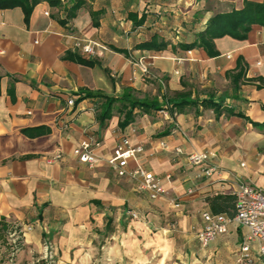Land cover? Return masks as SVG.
<instances>
[{
    "label": "crops",
    "instance_id": "crops-1",
    "mask_svg": "<svg viewBox=\"0 0 264 264\" xmlns=\"http://www.w3.org/2000/svg\"><path fill=\"white\" fill-rule=\"evenodd\" d=\"M77 1L83 6L68 19ZM243 6L244 0H41L28 21L21 8L0 11V248L4 224L8 231L33 226L19 254L27 264L45 258L46 229L57 264H245V227L232 223L205 248L198 234L203 215L213 213L209 198L237 196L239 181L264 189V26L254 25L245 40L216 39L215 55L185 48L216 14ZM154 38L166 47L139 48ZM77 39L93 42L95 54L76 49ZM129 90L165 113L136 109L122 129L118 103L103 128L102 100L82 99L83 91L121 98ZM175 101L183 105L173 108ZM37 132L45 133L32 136ZM124 137L143 148L138 164L163 180L165 196L151 200L112 169L108 161ZM89 141L101 144L96 165L74 155ZM177 148L211 153L206 166L218 172L205 176ZM251 249L259 255L258 243Z\"/></svg>",
    "mask_w": 264,
    "mask_h": 264
},
{
    "label": "built area",
    "instance_id": "built-area-1",
    "mask_svg": "<svg viewBox=\"0 0 264 264\" xmlns=\"http://www.w3.org/2000/svg\"><path fill=\"white\" fill-rule=\"evenodd\" d=\"M95 44L85 39H77L75 48L81 50L85 55L92 56L95 54ZM138 65L144 73L149 72L148 65L144 60H140ZM69 105H73L74 101L70 100ZM166 109H164L165 111ZM163 110L160 113H165ZM101 146L98 142H84L74 150V155L81 163L96 165L100 162L96 149ZM141 146L132 145L129 138H122L113 155L108 161L112 169L118 177H129L136 181L137 189L140 192H147L151 200H158L167 194L163 184V180L150 174L145 168L138 164L139 157L143 154ZM177 156H186L188 162L192 166L204 167L203 174L211 177L218 172L215 166H206L212 159L211 153H192L186 154L182 148L175 150ZM57 160L61 156L56 157ZM131 162L136 164L132 170L129 169ZM166 179L171 180V176ZM237 193V208L234 217L226 214L205 213L203 219L205 227L198 234V240L202 247H208L219 236L226 235L229 232V226L236 223L248 229L244 245L241 249L239 261L245 264H264V189L256 188L250 184L239 181ZM179 207V203H175ZM137 218L136 214L132 215ZM258 243V254L252 253V243ZM50 247L48 246L46 250ZM21 250V242L15 237L7 238L0 248V264H16L19 252ZM48 257V255H46ZM50 258V257H49Z\"/></svg>",
    "mask_w": 264,
    "mask_h": 264
},
{
    "label": "trees",
    "instance_id": "trees-1",
    "mask_svg": "<svg viewBox=\"0 0 264 264\" xmlns=\"http://www.w3.org/2000/svg\"><path fill=\"white\" fill-rule=\"evenodd\" d=\"M41 2V0H0V11L10 10L15 8H21L24 11L26 21L29 20L35 7ZM52 4H57V1H51ZM83 6L82 1H77L72 8L69 9L67 18L73 19L79 9ZM93 19L97 18V14L92 12ZM62 25H66L65 21H60ZM141 20L138 25L142 24ZM95 27H98V23L94 21ZM254 25L264 26V0L262 3H253L250 0H244V6L241 10L233 9L230 13L216 14L208 24L207 29L197 35L196 41L188 46L186 49H192L195 47H201L207 51L209 55H215V40L230 36L238 40H245L248 34L251 32ZM166 47L165 44L160 43L158 38H154L151 42L145 43L139 46L141 49L146 50H162ZM67 57L75 59L72 54ZM80 63L93 66V63L81 58H76ZM85 98L99 97L102 100L101 110L98 115V120L101 127L104 128L106 122L113 116V110L119 103L121 104L120 111L124 114V119L120 123V128L124 129L129 126L135 119V110L139 109L143 112H149L152 110L160 111L159 107L154 105V102L147 100H138L134 98L133 91H127L121 98L111 97L102 93H93L89 91H83ZM0 95H1V78H0ZM185 104H193L188 101ZM183 104H179L175 101L173 108L180 107ZM45 132H37L32 136H40ZM213 214H228L230 217H234L237 208V196H224L217 195L208 199ZM230 207V210H228ZM108 230L112 231V227L109 224ZM9 231L4 227L1 228L2 239L5 242V236Z\"/></svg>",
    "mask_w": 264,
    "mask_h": 264
},
{
    "label": "rangeland",
    "instance_id": "rangeland-1",
    "mask_svg": "<svg viewBox=\"0 0 264 264\" xmlns=\"http://www.w3.org/2000/svg\"><path fill=\"white\" fill-rule=\"evenodd\" d=\"M132 218L138 219L139 216L137 218L132 216ZM33 230H34L33 226H28V227L15 226L13 229L9 231L8 234H6L5 241L7 240V238L10 239V237H15L19 239L21 242V250L19 252L20 254L21 251L23 250L22 244L24 243V240L26 239L27 234L33 232ZM151 231L152 233L150 232V236H155V233L157 231L153 229H151ZM44 232L47 234V236L43 239V249H44L45 258L42 260H38V261L36 260L33 263H29V264H57L56 255H55L56 254L55 247L51 243L53 233L52 234L49 233L48 229H46ZM48 246L50 248L46 250ZM46 255H48V257H46ZM173 261H176L175 258L169 260V264H174ZM16 264H27V263L21 262L19 259V255H18V258L16 259ZM90 264H97V263H90Z\"/></svg>",
    "mask_w": 264,
    "mask_h": 264
}]
</instances>
